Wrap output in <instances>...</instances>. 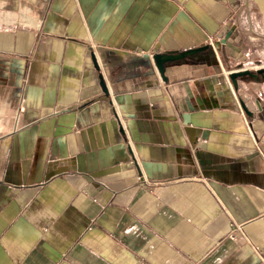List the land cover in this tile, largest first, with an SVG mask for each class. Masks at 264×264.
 <instances>
[{"label": "crops", "instance_id": "obj_1", "mask_svg": "<svg viewBox=\"0 0 264 264\" xmlns=\"http://www.w3.org/2000/svg\"><path fill=\"white\" fill-rule=\"evenodd\" d=\"M251 5L0 0V264H264V84L228 79Z\"/></svg>", "mask_w": 264, "mask_h": 264}, {"label": "water", "instance_id": "obj_2", "mask_svg": "<svg viewBox=\"0 0 264 264\" xmlns=\"http://www.w3.org/2000/svg\"><path fill=\"white\" fill-rule=\"evenodd\" d=\"M251 1L255 7L257 8L263 25H264V0H249ZM233 29H230L228 32H226L222 43H226V41L229 39V37L232 34ZM211 47L209 45L200 46L197 48L185 50L179 53L175 54H154L152 56L149 55H136L131 54L128 55L127 58H129V61L126 62V64L123 65V63H120L117 59L116 61L114 59L109 58L108 63L104 64L107 73H111L114 71H117L118 73L121 72L118 76H114L115 78H110L108 81L110 84L115 83L117 81H120L122 79L130 78V77H140V76H147L151 75L154 72H156L162 81L166 82L167 78L165 76V66L167 64H173L185 59H188L192 56L204 53L208 50H210ZM93 62L96 67V61L95 56L93 55ZM263 73L264 68H259L256 70H250L248 68H239L233 72H230L228 74V79L230 80L233 88L236 90L238 88V80L244 77H255V73ZM100 86L102 91L107 94V88L106 84L102 78V76H99ZM256 105L259 108V102H255ZM240 106L243 110V112L249 116L250 118L253 117V112L249 111L245 104L240 101Z\"/></svg>", "mask_w": 264, "mask_h": 264}, {"label": "rangeland", "instance_id": "obj_3", "mask_svg": "<svg viewBox=\"0 0 264 264\" xmlns=\"http://www.w3.org/2000/svg\"><path fill=\"white\" fill-rule=\"evenodd\" d=\"M251 7L253 23L256 26L254 28L257 30V33L254 32L250 36V40H248V45L250 46L248 47L246 54L247 59L244 62H239V66L240 68H246L249 66L250 68L248 69L254 71L259 68H264V25L261 16L253 3ZM248 84L250 85L248 86L250 91L254 92L256 88L253 87V85H251L249 82Z\"/></svg>", "mask_w": 264, "mask_h": 264}, {"label": "flooded vegetation", "instance_id": "obj_4", "mask_svg": "<svg viewBox=\"0 0 264 264\" xmlns=\"http://www.w3.org/2000/svg\"><path fill=\"white\" fill-rule=\"evenodd\" d=\"M255 73V77H244V79H247L248 82L253 85L256 89L259 88L260 85L264 84V72L263 73ZM259 117L264 119V107H259L258 111L256 112ZM254 114V113H253Z\"/></svg>", "mask_w": 264, "mask_h": 264}]
</instances>
